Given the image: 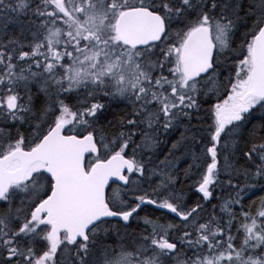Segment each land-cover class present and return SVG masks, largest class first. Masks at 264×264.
I'll return each mask as SVG.
<instances>
[{
	"label": "snow or ice",
	"instance_id": "snow-or-ice-1",
	"mask_svg": "<svg viewBox=\"0 0 264 264\" xmlns=\"http://www.w3.org/2000/svg\"><path fill=\"white\" fill-rule=\"evenodd\" d=\"M0 264H264V0H0Z\"/></svg>",
	"mask_w": 264,
	"mask_h": 264
}]
</instances>
